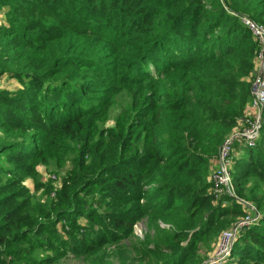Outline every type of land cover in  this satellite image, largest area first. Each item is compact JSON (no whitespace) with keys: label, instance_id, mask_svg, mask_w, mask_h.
<instances>
[{"label":"trees","instance_id":"trees-1","mask_svg":"<svg viewBox=\"0 0 264 264\" xmlns=\"http://www.w3.org/2000/svg\"><path fill=\"white\" fill-rule=\"evenodd\" d=\"M0 12V78L23 87L0 91L12 168L0 165V264L204 261L246 215L216 200L212 178L246 128L260 47L241 17L264 26V0H0ZM246 152L236 194L263 217L229 264H264V124ZM38 166L60 180L45 202L23 185Z\"/></svg>","mask_w":264,"mask_h":264},{"label":"built area","instance_id":"built-area-1","mask_svg":"<svg viewBox=\"0 0 264 264\" xmlns=\"http://www.w3.org/2000/svg\"><path fill=\"white\" fill-rule=\"evenodd\" d=\"M241 22L250 30L260 47V53L257 58L260 65L259 74L253 85L251 101L252 108L260 113V116L257 115V123L250 129L246 128L244 131L231 135L225 140L219 152L212 183L213 194L216 200H221L224 196L233 200L235 199L243 205L246 215L238 219L229 229L220 234L213 252L199 264H229L235 244L240 238L241 233L250 229L254 224L259 223L263 217L254 204L237 196L232 178L235 155L234 143L236 141L243 142L244 146H248L249 148L256 145L262 128L261 113L264 111V26L257 24L247 17H241ZM136 231L141 235L142 231L139 227H136Z\"/></svg>","mask_w":264,"mask_h":264},{"label":"rangeland","instance_id":"rangeland-1","mask_svg":"<svg viewBox=\"0 0 264 264\" xmlns=\"http://www.w3.org/2000/svg\"><path fill=\"white\" fill-rule=\"evenodd\" d=\"M232 14V13H231ZM2 13L0 12V19L2 18ZM248 18V17H247ZM249 19H251L249 17ZM252 20V19H251ZM254 38V37H253ZM259 63V62H258ZM256 64V75H255V79L253 81V85L254 82L256 80V78L258 77L259 74V64ZM23 87L20 85L19 79L17 78H11L9 75H5L3 77L0 78V91L1 90H7L10 92L13 91H17L22 89ZM253 92V90H252ZM125 99L124 98H117L116 102L114 103V107L112 109V113H111V120L107 123V125L105 126V129L107 128H113L115 126V118L117 115L120 114L121 110L119 108V105L125 103ZM257 115L260 116V113L256 112L253 108H252V103L250 102L245 110V119H244V124H246V128H251L255 123H257ZM261 120H262V124H264V111L261 113ZM245 128V129H246ZM242 126H240L239 128H237L232 135L242 132L240 130H242ZM244 131V130H243ZM261 131V130H260ZM251 134V132H250ZM260 136V135H259ZM259 139V138H258ZM258 141V140H257ZM256 141V143H257ZM247 148L248 146L244 147V143L241 142L239 145V148L235 149V155H234V165H233V184L236 187L237 184V179L239 178V176L241 175V172L243 169H241L240 167H235L236 162L240 161L241 159H244L247 155ZM0 165L2 167V169H8L11 168V166L5 161V160H1L0 161ZM12 169V168H11ZM54 170V168H48L46 166H38L36 169V175L35 177H29L27 178V180L23 183L24 186H26L28 189H30L33 193L35 191L36 188H38L41 185V188L34 193L35 197L38 198H42V202H45L47 200V194H46V190H47V185H51L54 188H58L60 185V180L57 179L54 174L52 173V171ZM65 171V168H64ZM12 175L5 173L2 174V182L5 183V181H9V179H11ZM19 177V176H18ZM52 196H54V194H52ZM240 206V205H239ZM240 208L245 211L243 206H240ZM238 219V217L233 221V223ZM143 232L145 233V231L143 230ZM47 255L49 253H46ZM232 260V259H231ZM69 262L67 261H63L60 264H68ZM73 264H76V262H73ZM231 263V261L229 262Z\"/></svg>","mask_w":264,"mask_h":264}]
</instances>
